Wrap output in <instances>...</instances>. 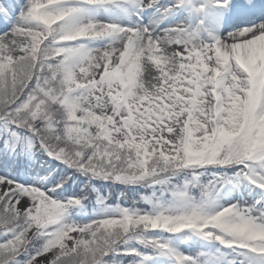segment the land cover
Returning <instances> with one entry per match:
<instances>
[{
  "label": "snow or ice",
  "instance_id": "1",
  "mask_svg": "<svg viewBox=\"0 0 264 264\" xmlns=\"http://www.w3.org/2000/svg\"><path fill=\"white\" fill-rule=\"evenodd\" d=\"M209 255L264 264V0H0V264Z\"/></svg>",
  "mask_w": 264,
  "mask_h": 264
},
{
  "label": "rangeland",
  "instance_id": "2",
  "mask_svg": "<svg viewBox=\"0 0 264 264\" xmlns=\"http://www.w3.org/2000/svg\"><path fill=\"white\" fill-rule=\"evenodd\" d=\"M195 2L198 4V3H201V2H203V0H195ZM201 17H200V15L199 14H195V13H193V15L191 16V18L189 19V18H187L186 16H185V13L184 12H181V13H179L176 17H174L173 18V21H175V20H188V22L192 25V26H195L196 25V22H197V20L198 19H200ZM251 20V18L250 19H248V20H243V21H236V20H234V19H231L230 18V16H227L223 21L226 23V21H227V25H225V23L224 24H222L223 25V27H221V28H219V29H217V31L215 32V33H218L217 35H219V36H224L225 35V33H227V32H230V31H233L235 28H238V27H241V26H243V25H245L246 23H248L249 21ZM209 22L210 21H206V25L211 29V27L209 26ZM212 25L213 24H215V23H212V22H210ZM202 35H203V37L205 38V39H209V37H208V35H207V32H202ZM22 177H23V175H21ZM72 218L73 219H76V220H88L89 218H91V216H89V215H78V214H73V216H72ZM207 259H208V264H216V262H215V260L211 257V255H209L208 257H207Z\"/></svg>",
  "mask_w": 264,
  "mask_h": 264
},
{
  "label": "trees",
  "instance_id": "3",
  "mask_svg": "<svg viewBox=\"0 0 264 264\" xmlns=\"http://www.w3.org/2000/svg\"><path fill=\"white\" fill-rule=\"evenodd\" d=\"M41 174H43V173H41ZM20 175H23V171H21V174ZM97 184H98V186H99V184L101 183V182H96ZM79 190V182L77 183V184H75V185H69L68 186V192L69 193H71V192H73V191H78ZM94 207V201H90V202H88L87 203V207H86V209L85 210H82V211H80V212H74L73 214H78V215H84L85 216V214H84V212L86 211L87 212V215H89V216H91V213H92V208ZM86 215V216H87Z\"/></svg>",
  "mask_w": 264,
  "mask_h": 264
},
{
  "label": "bare ground",
  "instance_id": "4",
  "mask_svg": "<svg viewBox=\"0 0 264 264\" xmlns=\"http://www.w3.org/2000/svg\"><path fill=\"white\" fill-rule=\"evenodd\" d=\"M225 22L223 21L222 23H219V24H211L210 22H209V26L211 27V30L215 33L216 31H217V29H219V28H221V27H223V25L222 24H224ZM229 23V22H228ZM227 23V21H226V23H225V25H227L228 24ZM215 34H218V33H215Z\"/></svg>",
  "mask_w": 264,
  "mask_h": 264
}]
</instances>
